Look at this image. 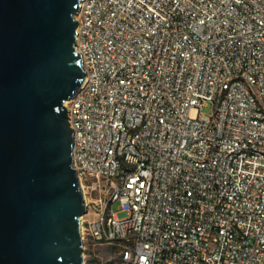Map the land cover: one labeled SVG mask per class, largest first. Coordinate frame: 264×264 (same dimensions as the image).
<instances>
[{"label": "built area", "instance_id": "obj_1", "mask_svg": "<svg viewBox=\"0 0 264 264\" xmlns=\"http://www.w3.org/2000/svg\"><path fill=\"white\" fill-rule=\"evenodd\" d=\"M74 20L82 243L116 264H264V0H81Z\"/></svg>", "mask_w": 264, "mask_h": 264}, {"label": "water", "instance_id": "obj_2", "mask_svg": "<svg viewBox=\"0 0 264 264\" xmlns=\"http://www.w3.org/2000/svg\"><path fill=\"white\" fill-rule=\"evenodd\" d=\"M81 0H0V264H85L64 102L85 81Z\"/></svg>", "mask_w": 264, "mask_h": 264}, {"label": "rangeland", "instance_id": "obj_3", "mask_svg": "<svg viewBox=\"0 0 264 264\" xmlns=\"http://www.w3.org/2000/svg\"><path fill=\"white\" fill-rule=\"evenodd\" d=\"M202 115L208 116L211 113L210 103H206L201 110ZM111 211H117V203H112L110 207ZM87 213V212H86ZM83 215L82 219H89L90 215ZM127 217L125 211H120L117 213V218L123 219ZM88 238L83 241V256L85 264H116L117 263V248L114 245H105L92 248L88 245Z\"/></svg>", "mask_w": 264, "mask_h": 264}, {"label": "bare ground", "instance_id": "obj_4", "mask_svg": "<svg viewBox=\"0 0 264 264\" xmlns=\"http://www.w3.org/2000/svg\"><path fill=\"white\" fill-rule=\"evenodd\" d=\"M64 103H65V102H64ZM84 201H85V199H84ZM81 219H82V217H81ZM81 219H80V231L82 230V229H81Z\"/></svg>", "mask_w": 264, "mask_h": 264}]
</instances>
